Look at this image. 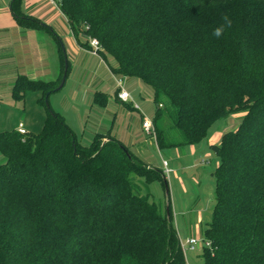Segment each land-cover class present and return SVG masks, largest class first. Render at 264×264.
<instances>
[{"label":"trees","instance_id":"obj_1","mask_svg":"<svg viewBox=\"0 0 264 264\" xmlns=\"http://www.w3.org/2000/svg\"><path fill=\"white\" fill-rule=\"evenodd\" d=\"M56 1L81 45L92 49L96 38L114 74L152 87L160 149L204 140L218 119L243 112L210 144L220 161L201 256L264 264V0ZM22 2L11 3L20 25L48 28ZM225 15L232 24L218 39L212 32ZM59 42L58 79L21 74L12 87L21 100L41 92L43 128L0 131V264H188L170 198L168 215L149 189H166L164 170L110 131L84 144L50 106L65 74ZM93 101L106 106L109 95L96 91Z\"/></svg>","mask_w":264,"mask_h":264},{"label":"rangeland","instance_id":"obj_2","mask_svg":"<svg viewBox=\"0 0 264 264\" xmlns=\"http://www.w3.org/2000/svg\"><path fill=\"white\" fill-rule=\"evenodd\" d=\"M65 55L70 72L64 86L50 94V106L64 115L84 144L90 143L97 133L110 130L119 135L122 142L145 161L164 170L168 180L172 220L181 243L184 245L190 237L199 239L194 249L184 248L187 263L204 264L201 256L205 240L203 229L212 217L216 189L214 171L220 161L217 153L210 147L209 138L235 130L241 122L243 112L218 119L204 140L160 149L153 134L146 133L142 127V114L144 118L153 120L157 108L150 85L137 77L118 76L124 81L133 104L137 103L140 107V111L128 109L117 98V90H114L116 82L110 75L109 66L115 65V60L111 56L102 59L101 70L97 69L98 61L92 56L86 60L83 56L74 60L66 49ZM105 84L114 91L107 93V105L100 106L93 99L96 91H107ZM12 87L3 78L0 79V131L18 128L21 124L32 131H41L47 117L46 106L38 102L41 93L35 91L23 100L16 99ZM164 160L168 163L169 172H166ZM149 189L152 199L166 207V190L163 185L153 182Z\"/></svg>","mask_w":264,"mask_h":264},{"label":"crops","instance_id":"obj_3","mask_svg":"<svg viewBox=\"0 0 264 264\" xmlns=\"http://www.w3.org/2000/svg\"><path fill=\"white\" fill-rule=\"evenodd\" d=\"M11 3L12 0H0V79L3 78L11 87L17 76L21 74L32 79H58L61 73L59 39L63 42H61L63 49L65 47L67 54L74 60L82 56L86 60L92 56L98 61L97 69L102 70V59L104 58L100 54H95L91 48L81 45L80 40L72 31L67 16L62 12L56 0H23L22 2L23 12L26 15L38 18L48 28H29L20 25L12 13ZM81 66H83V63ZM109 71L116 82L113 85L115 89H113L119 92L120 88H118L117 80L121 78L114 74L111 65ZM102 84L104 85V82ZM121 84L126 89L123 80ZM105 86L107 91L104 92L106 94L114 91L108 85L105 84ZM117 92L116 96L120 99ZM120 101L124 104L121 99ZM131 104L134 110L140 111L139 105L136 107L137 103L135 105L131 101ZM142 118L144 119L143 114ZM27 131H32V129H27ZM110 132L113 134L112 131ZM115 136L122 141L119 135ZM221 137L222 134L211 136L209 138L210 144L219 143ZM130 149L136 156L144 160L131 147ZM2 161L3 156L0 155V162Z\"/></svg>","mask_w":264,"mask_h":264},{"label":"built area","instance_id":"obj_4","mask_svg":"<svg viewBox=\"0 0 264 264\" xmlns=\"http://www.w3.org/2000/svg\"><path fill=\"white\" fill-rule=\"evenodd\" d=\"M90 44L92 46V51L95 53V54H99L98 53V50L100 49L101 45L99 43V41L96 39V38H93L90 40ZM121 79H118L117 80V84H118V88L119 89V92H118V96L121 100L123 101H132L131 100V96H130V93L124 89V87L122 86L121 84ZM137 107V105H136ZM142 126H143V129L146 131V133L148 134H153V136L155 135V127H154V124H153V121L151 119H148V118H144L143 119V123H142ZM18 131L20 133H27V129L25 128V126L23 124H21L19 127H18ZM164 166L166 168V172H169L170 169L168 168V163L166 160H164ZM199 239L198 238H188L186 241H185V244L183 246V248H190V249H194L195 248V245L198 243Z\"/></svg>","mask_w":264,"mask_h":264},{"label":"clouds","instance_id":"obj_5","mask_svg":"<svg viewBox=\"0 0 264 264\" xmlns=\"http://www.w3.org/2000/svg\"><path fill=\"white\" fill-rule=\"evenodd\" d=\"M223 23H221L220 25H218L217 27H215L213 29L212 35L216 38H220L222 37V35L224 34L225 30L229 27H231L232 21L231 19L225 15L224 17H222Z\"/></svg>","mask_w":264,"mask_h":264},{"label":"water","instance_id":"obj_6","mask_svg":"<svg viewBox=\"0 0 264 264\" xmlns=\"http://www.w3.org/2000/svg\"><path fill=\"white\" fill-rule=\"evenodd\" d=\"M67 68H68V63H67V58H66V55H65V74H64V77L61 81V83L59 84V86L55 89V91H58L59 89H61L65 82H66V74H67ZM165 185H166V209H167V214L169 215V188H168V182H165Z\"/></svg>","mask_w":264,"mask_h":264}]
</instances>
